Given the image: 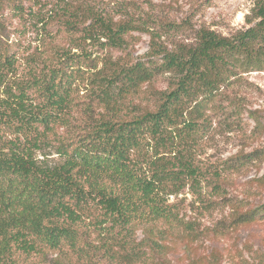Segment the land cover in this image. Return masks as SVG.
<instances>
[{
    "label": "trees",
    "instance_id": "16d2710c",
    "mask_svg": "<svg viewBox=\"0 0 264 264\" xmlns=\"http://www.w3.org/2000/svg\"><path fill=\"white\" fill-rule=\"evenodd\" d=\"M62 1L41 48L20 54L0 36V264H170L168 241L197 234L171 196L206 202L204 188L227 184L202 158L205 127L231 79L264 66V0L247 29L201 28L193 44L171 40L174 20ZM41 3L0 0V24ZM134 31L147 52L114 56ZM46 150L61 160L41 161ZM244 214L264 220V203Z\"/></svg>",
    "mask_w": 264,
    "mask_h": 264
},
{
    "label": "rangeland",
    "instance_id": "374dc122",
    "mask_svg": "<svg viewBox=\"0 0 264 264\" xmlns=\"http://www.w3.org/2000/svg\"><path fill=\"white\" fill-rule=\"evenodd\" d=\"M254 2L96 0L98 5L121 15L131 11L137 16L174 20L181 25L169 33L171 40L189 44L195 42L201 28L224 36L247 29L256 22L252 12ZM62 4V0H42L40 7L26 5L21 12L7 8L2 16L0 36L20 54L41 48L46 34L57 29L56 23L45 24ZM131 34L128 48L111 50L114 56L126 52L141 56L147 52L148 34L135 31ZM153 84L158 89L167 85L164 78L155 79ZM146 85L139 96L143 102L149 96ZM221 91L220 108L210 111L205 127L202 158L226 177L227 184L217 193L204 188L202 195L206 202L199 201L189 188L171 196V201L181 205L186 220L194 223L197 234L168 241L166 258L170 264H264V220H247L244 214L264 203V66L241 73ZM251 111L257 112L260 124L249 115ZM250 153L251 159L245 162L237 159ZM38 158L47 164L61 160L51 150L39 152Z\"/></svg>",
    "mask_w": 264,
    "mask_h": 264
}]
</instances>
